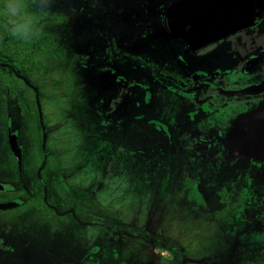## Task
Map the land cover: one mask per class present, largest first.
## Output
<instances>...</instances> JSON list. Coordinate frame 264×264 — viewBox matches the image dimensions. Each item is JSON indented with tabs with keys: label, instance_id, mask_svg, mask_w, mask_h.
Here are the masks:
<instances>
[{
	"label": "rangeland",
	"instance_id": "1",
	"mask_svg": "<svg viewBox=\"0 0 264 264\" xmlns=\"http://www.w3.org/2000/svg\"><path fill=\"white\" fill-rule=\"evenodd\" d=\"M159 1L0 0V180L17 188L0 198L24 201L0 211L8 264H264V163L198 153L185 119L169 144L118 80L147 81L151 44L178 43ZM220 193L251 209L229 217Z\"/></svg>",
	"mask_w": 264,
	"mask_h": 264
},
{
	"label": "flooded vegetation",
	"instance_id": "2",
	"mask_svg": "<svg viewBox=\"0 0 264 264\" xmlns=\"http://www.w3.org/2000/svg\"><path fill=\"white\" fill-rule=\"evenodd\" d=\"M172 1L166 4L163 9L164 14ZM161 3H164L163 0L157 5ZM163 27L165 28L164 16ZM141 35L146 38L145 34ZM154 37L165 38V35L157 33ZM173 39L178 41L175 44L171 43L176 48L174 56H158L161 50L165 51L168 46H171L168 42L164 43L162 40L160 47L151 44L153 51L148 59L151 62L148 67L154 72L147 81L133 84L125 79L118 78V80L121 84L132 87L131 95L136 111L140 106L136 100L141 99L142 104H146L145 110L148 116L157 114L158 119H149L146 123L148 126L158 128V133L166 134L169 144H171L169 138L172 133L179 131L178 126L184 124L185 119L187 121L185 124L196 125L190 130L191 133L199 136L194 143L195 150L200 154L212 156L222 151L225 160L223 139L229 133L234 121L256 108L264 100V20L253 29L228 36L197 51L188 49L182 40ZM108 57L112 58L113 55L104 56L107 63L124 66L123 62L118 61L117 56L107 61ZM136 58L141 61L139 55ZM169 112L174 114L170 115ZM143 117L145 118L144 114H136L131 118L139 121ZM161 120L165 123L162 124ZM169 120L176 123L175 128H169L166 125ZM200 142L208 146L204 151L197 147ZM16 157L17 155L15 159L19 163ZM243 160H253L254 164L260 165L264 163V160L243 158L233 165L227 164L226 161L223 164L233 167L242 163ZM17 179L20 188L24 189L21 172L17 174ZM260 179L264 183V176ZM0 182L8 183L7 180H0ZM10 183L11 189L0 192V195L17 189L15 183ZM16 200L20 202L18 206L24 202L16 197L0 198V202ZM241 201H243L242 211L248 212L251 209V199L248 197L243 199L234 193L224 195L220 193L215 197V202L219 206L222 205L221 211H225L229 217L234 212V207L241 206ZM253 228L257 226L240 233L251 234L252 230H255ZM251 243L257 244L254 241ZM9 245L10 243L5 242L0 230V264H8L9 254L6 252L8 250L10 252Z\"/></svg>",
	"mask_w": 264,
	"mask_h": 264
},
{
	"label": "water",
	"instance_id": "3",
	"mask_svg": "<svg viewBox=\"0 0 264 264\" xmlns=\"http://www.w3.org/2000/svg\"><path fill=\"white\" fill-rule=\"evenodd\" d=\"M263 20L264 0H173L164 14L167 33L182 40L191 51L253 29ZM223 144L229 165L243 158L264 160V100L234 121ZM11 145L21 167L19 151L14 150V142ZM197 147L204 151L208 146L200 142ZM11 187L9 183L0 182V192ZM19 204V201L0 202V211Z\"/></svg>",
	"mask_w": 264,
	"mask_h": 264
},
{
	"label": "clouds",
	"instance_id": "4",
	"mask_svg": "<svg viewBox=\"0 0 264 264\" xmlns=\"http://www.w3.org/2000/svg\"><path fill=\"white\" fill-rule=\"evenodd\" d=\"M15 3L16 7H20V0H3V10L5 11V14H7L6 10L11 7Z\"/></svg>",
	"mask_w": 264,
	"mask_h": 264
}]
</instances>
